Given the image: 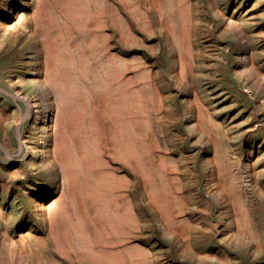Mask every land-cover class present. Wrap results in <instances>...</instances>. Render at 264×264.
<instances>
[{
  "label": "rangeland",
  "instance_id": "obj_1",
  "mask_svg": "<svg viewBox=\"0 0 264 264\" xmlns=\"http://www.w3.org/2000/svg\"><path fill=\"white\" fill-rule=\"evenodd\" d=\"M44 36L56 43L55 55L47 51ZM263 51L264 0H0V264H73L75 255L67 256V235L61 229L68 227L72 185L63 174L59 143L64 138L73 152L75 139L87 144L94 132L108 142L109 164L120 167L107 194L119 195L115 211L123 232L112 236L126 264H264ZM40 56L47 62L57 57L63 97L55 93L53 71L43 66L38 74L29 73ZM49 94L58 99L50 127L43 111ZM119 134L147 139L149 150L158 142L168 168L164 166L162 177L178 172L174 216L167 206L171 184L163 183L155 192L129 187L131 165L116 147ZM94 150L89 149L88 160L98 157ZM150 159L149 168L159 175L154 156ZM103 161L94 168L102 169ZM80 188L86 219L99 227L103 238L109 236L93 204L99 194L93 199L85 184ZM156 194L163 197L162 214L147 199ZM86 252L83 257L91 260Z\"/></svg>",
  "mask_w": 264,
  "mask_h": 264
},
{
  "label": "bare ground",
  "instance_id": "obj_2",
  "mask_svg": "<svg viewBox=\"0 0 264 264\" xmlns=\"http://www.w3.org/2000/svg\"><path fill=\"white\" fill-rule=\"evenodd\" d=\"M108 1V0H107ZM139 1V0H138ZM111 2V1H110ZM119 2V1H118ZM22 3V2H21ZM30 3V2H29ZM28 3V4H29ZM114 3H115V1H114ZM125 4V3H124ZM30 5V4H29ZM118 5V4H117ZM112 6H113V4H112ZM126 6V5H125ZM157 6V5H156ZM134 7V6H133ZM141 7L143 8V6L141 5ZM114 8V7H113ZM126 8H129L128 6L126 7ZM140 8V7H139ZM141 9V8H140ZM144 9V8H143ZM68 10V9H67ZM113 10V9H112ZM150 10V9H149ZM125 11V10H124ZM139 11V10H138ZM157 11H159V10H157ZM90 12V11H89ZM89 12L87 13L88 15H89ZM113 12V11H112ZM134 12V11H133ZM145 12V11H144ZM234 12V11H233ZM232 12V13H233ZM30 13V12H29ZM91 13V12H90ZM114 13V12H113ZM129 13V12H128ZM235 13V12H234ZM32 14V13H31ZM131 14V13H130ZM79 15H82L81 13L79 14ZM91 15H93V14H91ZM91 15H89V17H90V19H93V18H91ZM102 15V14H101ZM115 15V14H114ZM119 15V14H118ZM140 15V14H139ZM33 16V15H32ZM41 16V15H40ZM55 16V15H54ZM97 16H98V14H97ZM104 16H107V15H104ZM103 16V17H104ZM129 16V15H128ZM148 16V15H147ZM153 16V15H152ZM197 16V15H196ZM38 17V16H37ZM75 17H77V15L75 16ZM143 17V16H142ZM202 17V16H201ZM107 18V17H106ZM116 19H117V17H115ZM114 18V19H115ZM151 18V17H150ZM194 18H196V17H194ZM109 19V18H108ZM123 19V18H122ZM154 19V18H153ZM62 20V19H61ZM60 20V21H61ZM69 20V19H68ZM73 20V19H72ZM82 20V19H81ZM87 20V19H86ZM89 20V19H88ZM87 20V21H88ZM106 20V19H105ZM105 20H103V22L105 21ZM110 20V19H109ZM252 20V19H251ZM254 20H255V18H254ZM123 21V20H122ZM134 21V20H133ZM140 21L142 22V19H140ZM247 21V20H246ZM64 22V21H63ZM71 22V21H70ZM77 22V21H76ZM84 22V21H83ZM89 22V21H88ZM109 22V21H108ZM114 22V21H113ZM117 22V21H116ZM135 22H138V21H135ZM145 22V21H144ZM87 23V22H86ZM100 23V22H99ZM118 23V22H117ZM150 23V22H149ZM188 23V22H187ZM240 23V22H239ZM64 24V23H63ZM66 24V23H65ZM73 24H74V22H73ZM84 24V23H83ZM82 24V25H83ZM106 24V23H105ZM112 24V23H111ZM115 24V23H114ZM132 24V23H131ZM142 24V23H141ZM146 24H147V21H146ZM192 24V23H191ZM241 24V23H240ZM86 25V24H85ZM119 25V24H118ZM122 25H123V23H122ZM133 25V24H132ZM148 25V24H147ZM80 27H81V25H79ZM107 26V25H106ZM109 26V25H108ZM120 26V25H119ZM127 26H129V24L127 23ZM135 26V25H134ZM149 26H151V24L149 25ZM192 26V25H191ZM235 26H237V25H234V27ZM240 26H242V25H240ZM240 26H238V28L240 27ZM140 27V26H139ZM248 27V26H247ZM21 28V27H20ZM35 28V27H34ZM71 29H72V27H70ZM85 28V27H84ZM117 28V27H116ZM126 28V27H125ZM135 28V27H134ZM144 28V27H143ZM153 28V27H152ZM192 28V27H191ZM241 28V27H240ZM32 29V28H31ZM69 29V28H68ZM87 29H89V28H87ZM102 29H104V28H102ZM111 29V28H110ZM112 29H114V28H112ZM141 29V28H140ZM139 29V30H140ZM204 29V28H203ZM235 29V28H234ZM17 30V29H16ZM33 30V29H32ZM59 30V29H58ZM105 30V29H104ZM132 30V29H131ZM130 30V31H131ZM136 30V29H135ZM149 30H151V29H149ZM149 30H147V31H149ZM205 30V29H204ZM204 30H203V32H204ZM242 30V29H241ZM18 31V30H17ZM91 31H93V30H91ZM133 31V30H132ZM138 31V30H137ZM141 31V30H140ZM191 31H192V29H191ZM199 31V30H198ZM245 31V30H244ZM11 32V31H10ZM13 32H14V30H13ZM98 32V31H97ZM102 32V31H101ZM104 32V31H103ZM112 32V31H111ZM117 32V31H116ZM136 32V31H135ZM239 32V31H238ZM253 32V31H252ZM90 33V32H89ZM119 33V32H118ZM123 33V32H122ZM128 33V32H127ZM251 33V32H250ZM10 34H12V33H10ZM22 34V33H21ZM31 34H33V33H31ZM78 34V33H77ZM99 34V33H98ZM104 34V33H103ZM105 34H106V32H105ZM104 34V35H105ZM109 34V33H108ZM129 34V33H128ZM131 34V33H130ZM204 35H205V33H203ZM239 34H240V32H239ZM253 34V33H252ZM13 36H15V34H12ZM73 35V34H72ZM71 35V36H72ZM132 35H134V34H132ZM241 35V34H240ZM239 35V36H240ZM25 36V35H24ZM27 36H29V35H27ZM35 36V35H34ZM33 36V37H34ZM114 36H116V35H114ZM189 36H191L190 34H189ZM253 36V35H252ZM12 37V36H11ZM49 37V36H48ZM73 37V36H72ZM80 37H81V35H80ZM95 37V36H94ZM106 37H107V35H106ZM118 37V36H117ZM124 37V36H123ZM123 37H121V38H123ZM168 37V36H167ZM170 37V36H169ZM15 38V37H14ZM17 38V37H16ZM44 43L46 44V47H47V51L48 52H50L51 53V55L53 56V55H55L57 52H56V50H58L57 49V46L54 44L53 45V43L52 42H50L49 41V39L47 38V37H45L44 36ZM121 38H120V40H121ZM19 39V38H18ZM24 39H25V37H24ZM34 39V38H33ZM37 39V38H36ZM109 39H110V37H109ZM165 39V38H164ZM191 39V38H190ZM246 39H247V37H246ZM17 40V39H16ZM23 40V39H22ZM128 40V39H127ZM166 40V39H165ZM171 40V39H170ZM192 40V39H191ZM196 40V39H195ZM241 40V39H240ZM110 41V40H109ZM114 41V40H113ZM124 41V40H123ZM129 41V40H128ZM167 41V40H166ZM250 41H251V38H250ZM20 42H22V41H20ZM140 42V41H139ZM193 42V41H192ZM254 42V41H253ZM18 43V42H17ZM106 43V42H105ZM113 43V42H112ZM117 43V42H116ZM116 43H114V44H116ZM119 43V42H118ZM129 43V42H128ZM165 43V42H164ZM170 43V42H169ZM194 43V42H193ZM250 43V42H249ZM19 44V43H18ZM38 44V43H37ZM137 44V43H136ZM240 44V43H239ZM251 44H253V43H251ZM165 45V44H164ZM192 45V44H191ZM250 45V44H249ZM14 46V45H13ZM33 46H34V44H33ZM32 46V47H33ZM36 46V45H35ZM40 46V45H39ZM77 46V45H76ZM100 46V45H99ZM108 46H109V44H108ZM119 46H120V43H119ZM144 46V45H143ZM146 46V45H145ZM244 46H246V44L244 45ZM31 47V48H32ZM96 47H98V46H96ZM110 47V46H109ZM117 47V46H116ZM139 47V46H138ZM234 47V46H233ZM248 47V46H247ZM251 47V46H250ZM7 48V47H6ZM16 48V47H15ZM36 48V47H35ZM41 48V47H40ZM39 48V49H40ZM120 48V47H119ZM165 48V47H164ZM175 48V47H174ZM237 48V47H236ZM17 49V48H16ZM68 49V48H67ZM110 49V48H109ZM124 49V48H123ZM171 49L173 50V48L171 47ZM195 49V48H194ZM250 49V48H249ZM9 50V49H8ZM20 50H22V49H20ZM19 50V51H20ZM111 50V49H110ZM128 50V49H127ZM162 50H164L163 48H162ZM165 50H166V48H165ZM196 50V49H195ZM15 51V50H14ZM60 51V50H59ZM58 51V52H59ZM66 51H68V50H66ZM107 51H109V50H107ZM117 51V50H116ZM129 51V50H128ZM149 51V50H148ZM152 51H154V50H152ZM206 51V50H205ZM204 51V52H205ZM254 51V50H253ZM256 51V50H255ZM12 52V51H11ZM22 52V51H21ZM29 52V51H28ZM31 52V51H30ZM38 52V51H37ZM40 52V51H39ZM56 52V53H55ZM82 52H84V51H82ZM99 52V51H98ZM124 52H125V50H124ZM130 52V51H129ZM132 52V51H131ZM175 52H177L176 50H175ZM180 52V51H179ZM183 52V51H182ZM259 52V51H258ZM264 52V51H263ZM15 53V52H14ZM17 53H18V51H17ZM16 53V54H17ZM74 53V52H73ZM81 53V52H80ZM107 53V52H106ZM158 53V52H157ZM163 53H165V52H163ZM256 53H257V51H256ZM20 54V53H19ZM34 54V53H33ZM36 54H38V53H36ZM35 54V55H36ZM77 54V53H76ZM95 54V53H94ZM139 54V53H138ZM167 54H169V53H167ZM193 54H194V52H193ZM192 54V55H193ZM38 55H41V54H38ZM68 55V54H67ZM70 55V54H69ZM75 55V54H74ZM250 55V54H249ZM84 56V55H83ZM172 56V55H171ZM177 56V55H176ZM181 56H182V54H181ZM184 56V55H183ZM195 56V55H194ZM203 56V55H202ZM256 56V55H255ZM258 56V55H257ZM127 57V56H126ZM134 57V56H133ZM264 57V56H263ZM57 57H53V58H51V60L49 61V62H47L46 60H44V59H42L41 58V56H40V58L38 59V60H36L35 62H34V64H36L37 66L36 67H34V68H31V70L29 71V73L30 74H32V75H35V74H38L40 71V68H42L43 66H45L46 67V69L48 70H50V71H53L55 74H56V79H55V84H56V87H57V89H55V90H57V91H55V93H57V95H59V96H61V97H63V95H65L64 93V91H66V89H64V88H61V81H60V78H59V76H58V67H57V65H56V61H55V59H56ZM89 58V57H88ZM171 58V57H170ZM175 59L177 58V57H174ZM182 58V57H181ZM202 58V57H201ZM252 58V57H251ZM77 60H78V58H76ZM178 59V58H177ZM183 59V58H182ZM249 59H250V57H249ZM65 60V59H64ZM99 60V59H98ZM102 60V59H101ZM194 60V59H193ZM206 60V59H205ZM66 61V60H65ZM122 61V60H121ZM137 61H139V60H137ZM197 61V60H196ZM203 61V60H202ZM216 61H218V60H216ZM251 61V60H250ZM253 61H254V59H253ZM252 61V62H253ZM262 61V60H261ZM58 62V61H57ZM134 62V61H133ZM195 62V61H194ZM206 62V61H205ZM80 63V62H79ZM82 63V62H81ZM80 63V64H81ZM90 63H91V61H90ZM122 63V62H121ZM136 63V62H135ZM140 63V62H139ZM173 63V62H172ZM179 63V62H178ZM188 63V62H187ZM197 64H198V62H196ZM211 63H213V62H211ZM216 63V62H215ZM251 63V62H250ZM254 63V62H253ZM61 64V66H62V64L63 63H59V65ZM65 64V63H64ZM110 64V63H109ZM129 64V63H128ZM150 64H152V63H150ZM201 64V63H200ZM206 64H207V62H206ZM217 64H219V63H217ZM89 65V64H88ZM172 65V64H171ZM221 65V64H220ZM252 65H254V64H252ZM262 65V64H261ZM129 66H130V64H129ZM146 66H147V64H146ZM149 67H150V65H148ZM147 66V67H148ZM152 66V65H151ZM174 66H176V65H174ZM181 66V65H180ZM179 66V67H180ZM210 66V65H209ZM251 66V65H250ZM264 66V65H263ZM171 67V66H170ZM173 67V66H172ZM187 67V66H186ZM194 67V66H193ZM247 67V66H246ZM253 67V66H252ZM258 67V66H257ZM256 67V68H257ZM44 68V67H43ZM42 68V69H43ZM135 68V67H134ZM139 68H142V65H141V67H139ZM138 68V69H139ZM158 68V67H157ZM192 68V67H191ZM211 68V67H210ZM110 69V68H109ZM131 69V68H130ZM137 69V70H138ZM150 69V68H149ZM171 69V68H170ZM188 69V68H187ZM218 69H221V68H218ZM247 69H249V68H247ZM129 70V69H128ZM152 70V69H151ZM162 70V69H161ZM164 70V69H163ZM178 70V69H177ZM185 70V69H184ZM86 71V70H85ZM169 71V70H168ZM192 71V70H191ZM220 71V70H219ZM218 71V72H219ZM83 72V71H82ZM87 72V71H86ZM127 72V71H126ZM136 72V71H135ZM141 72V71H140ZM154 72V71H153ZM153 72H151V73H153ZM164 72V71H163ZM170 73H171V71H169ZM178 72V71H177ZM211 72V71H210ZM250 72V71H249ZM248 72V73H249ZM84 73V72H83ZM112 73H114V72H112ZM125 73V72H124ZM134 73V72H133ZM137 73V72H136ZM142 73H143V71H142ZM160 73V72H159ZM179 73V72H178ZM192 73V72H191ZM247 73V72H246ZM95 74V73H94ZM101 74V73H100ZM146 74H147V72H146ZM154 74H156V73H154ZM169 74V73H168ZM172 75H173V71H172V73H171ZM255 74V73H254ZM41 75H42V73H41ZM126 75V74H125ZM149 75V74H148ZM162 75V74H161ZM163 75H164V73H163ZM171 75V76H172ZM178 75V74H177ZM187 75V74H186ZM192 75H194V73L192 74ZM196 75V74H195ZM201 75V74H200ZM220 75V74H219ZM248 75H250V74H248ZM256 75V74H255ZM147 76V75H146ZM152 76V75H151ZM181 76H182V74H181ZM209 76V75H208ZM207 76V77H208ZM175 77H176V75H175ZM202 77V76H201ZM221 77H222V75H221ZM259 77V76H258ZM66 78V77H65ZM100 78V77H99ZM153 78V77H152ZM165 78V77H164ZM195 78V77H194ZM197 78H198V76H197ZM249 78H251V77H249ZM122 79H124V78H122ZM129 79V78H128ZM169 79V78H168ZM172 79H173V77H172ZM200 79V78H199ZM218 79V78H217ZM248 79V78H247ZM41 80V79H40ZM49 80V79H48ZM68 80V79H67ZM66 80V82L68 83V81ZM130 80V79H129ZM146 80V79H145ZM148 80V79H147ZM176 80V79H175ZM185 80V79H184ZM187 80V79H186ZM197 80V79H196ZM249 80V79H248ZM257 80H258V78H257ZM263 80V79H262ZM119 81H121V79L119 80ZM149 81V80H148ZM164 82H165V80H163ZM168 81V80H167ZM180 81V80H179ZM200 81V80H199ZM202 81V80H201ZM219 81V80H218ZM250 81V80H249ZM43 82V81H42ZM70 82V81H69ZM142 82H144V81H142ZM174 82V81H173ZM177 82V81H176ZM193 82H195V81H193ZM213 82V81H212ZM49 83H51V81L50 82H47V84H49ZM63 83H65V82H63ZM175 83V82H174ZM198 83V82H197ZM261 83V82H260ZM89 84V81H87L86 82V84H85V87L87 86ZM145 84V83H144ZM153 84V83H152ZM179 84V83H178ZM178 84H176L177 85V89H178ZM216 84H217V82H216ZM258 84V83H257ZM44 85V84H43ZM135 85V84H134ZM137 85V84H136ZM135 85V86H136ZM150 85V84H149ZM157 85V84H156ZM181 85V84H180ZM198 85V84H197ZM255 85V84H254ZM64 86V85H63ZM134 86V87H135ZM166 86H167V84H166ZM175 86V85H174ZM132 87V86H131ZM142 87V86H141ZM147 87V86H146ZM180 87V86H179ZM195 87V86H194ZM255 87V86H254ZM91 88V87H90ZM100 88V87H99ZM149 87H147V89H148ZM171 88V87H170ZM196 88V87H195ZM95 89V88H94ZM97 89V88H96ZM108 89V88H107ZM157 89V88H156ZM180 89V88H179ZM189 89V88H188ZM187 89V90H188ZM200 89V88H199ZM207 89V88H206ZM257 89V88H256ZM259 89V88H258ZM45 90V89H44ZM154 90V89H153ZM183 90V89H182ZM186 90V91H187ZM204 90V89H203ZM211 90V89H210ZM104 91V90H103ZM170 91V90H169ZM185 91V90H184ZM200 91V90H199ZM199 91H197V92H199ZM206 91V90H205ZM213 91H214V88H213ZM258 91V90H257ZM46 92V91H45ZM105 92V91H104ZM260 92V91H259ZM42 93H44V92H42ZM49 93H50V91H49ZM70 93V92H69ZM79 93V92H78ZM163 93V92H162ZM173 93V92H172ZM216 93V92H215ZM153 94H154V92H153ZM194 94V93H193ZM199 94V93H198ZM208 94V93H207ZM50 95V94H49ZM200 95V94H199ZM70 96V95H69ZM219 96V95H218ZM255 96V95H254ZM48 98L46 99V101L48 102V105H46L45 104V106H44V109H43V111L45 112V118H46V124H47V126L48 127H50L53 123H50V120H49V117H50V115L53 113L52 111L54 110V107H53V105L56 103V101L58 100H56L55 101V97L53 98V97H51V95H50V97L49 96H47ZM164 97V96H163ZM168 97H170V96H168ZM187 97V96H186ZM195 97V96H194ZM200 97V96H199ZM41 98V97H40ZM45 98V97H44ZM66 98H67V96H66ZM173 98V97H172ZM189 98H191L190 96H189ZM155 99H157V101L160 99V95L159 94H156L155 95ZM225 99V98H224ZM68 100V99H67ZM154 100V99H153ZM165 100V99H164ZM175 100V99H174ZM189 100V99H188ZM222 100V99H221ZM264 100V99H263ZM45 101V102H46ZM89 101V100H88ZM186 101V100H185ZM191 101V100H190ZM189 102V101H188ZM193 102V101H192ZM191 102V103H192ZM219 102V101H218ZM70 103V102H69ZM108 103V102H107ZM133 103H134V101H133ZM60 104V103H59ZM65 104V103H64ZM66 104H68V102H66ZM110 104V103H109ZM166 104V103H165ZM175 104V103H174ZM190 104V103H189ZM200 104H202V103H200ZM204 104H205V102H204ZM70 105V104H69ZM89 105V104H88ZM156 105H157V103H156ZM178 105V104H177ZM191 105V104H190ZM203 105V104H202ZM40 106V105H39ZM63 106V105H62ZM68 106V105H67ZM112 106V105H111ZM168 106V105H167ZM174 106V105H173ZM194 106V105H193ZM205 106V105H204ZM256 106V105H255ZM169 107V106H168ZM175 107V106H174ZM203 107V106H202ZM63 108V107H62ZM119 108V107H118ZM151 108V107H150ZM164 108H165V106H164ZM176 108V107H175ZM187 108H189V107H187ZM195 108V107H194ZM74 109V108H73ZM126 109V108H125ZM208 109V108H207ZM97 110V109H96ZM121 110H124V109H121ZM127 110V109H126ZM130 110V109H129ZM129 110H128V112H129ZM188 110H190V109H188ZM200 110V109H199ZM58 111H60V110H58ZM117 111V110H116ZM125 111V110H124ZM150 111V110H149ZM160 111V110H159ZM190 111H192V110H190ZM196 111V110H195ZM201 111H203V110H201ZM43 112V113H44ZM84 112V111H83ZM118 112H119V110H118ZM131 112H132V110H131ZM167 112V111H166ZM170 112H171V110H170ZM188 112V111H187ZM209 112V111H208ZM73 113V112H72ZM84 113H86V112H84ZM121 113V112H120ZM125 113V112H124ZM130 113V112H129ZM140 113V112H139ZM144 113V112H143ZM161 113V112H160ZM169 113V112H168ZM174 113V112H173ZM79 114V113H78ZM80 114H81V112H80ZM118 113H116L115 115H117ZM159 114V113H158ZM190 114H192L191 112H190ZM202 114H205L204 113V111L202 112ZM208 114V113H207ZM97 115H99V114H97ZM110 115H111V113H110ZM120 115V114H119ZM132 115V114H131ZM137 115H138V112H137ZM161 115H163V114H161ZM160 115V116H161ZM165 115H167V114H165ZM171 115H172V112H171ZM176 115H177V113H176ZM195 115H196V113H195ZM125 117H126V114L124 115ZM130 116V115H129ZM140 116V115H139ZM168 117H169V115H167ZM178 116H179V113H178ZM209 116V115H208ZM55 117V116H54ZM89 117V116H88ZM113 117V116H112ZM118 117V116H117ZM128 117V116H127ZM132 117V116H131ZM141 117L142 118H145V117H143L142 115H141ZM140 117V118H141ZM159 117V116H158ZM163 117V116H162ZM191 117V116H190ZM203 117V116H202ZM51 118V117H50ZM76 118V117H75ZM79 118H82V116H80ZM91 118V117H90ZM110 118V117H109ZM120 118V117H119ZM118 118V119H119ZM141 118V119H142ZM175 118V117H174ZM197 118V117H196ZM204 118H206V117H204ZM84 119V118H83ZM112 119V118H111ZM122 119H123V117H122ZM138 119V118H137ZM158 119V118H157ZM156 119V120H157ZM173 119V118H172ZM177 119V118H176ZM195 119V118H194ZM89 120V119H88ZM93 120H94V118H93ZM126 120V119H125ZM128 120V119H127ZM126 120V121H127ZM162 120V119H161ZM205 120V119H204ZM81 121V120H80ZM99 121V120H98ZM103 121V120H102ZM120 121H121V119H120ZM123 121H124V119H123ZM129 121V120H128ZM150 121V120H149ZM157 121H159V120H157ZM194 121V120H193ZM94 122H97L96 120L94 121ZM93 122V123H94ZM104 122V121H103ZM103 122H101V123H103ZM122 122V121H121ZM160 122V121H159ZM170 122V121H169ZM248 122H250V121H248ZM85 123V122H84ZM86 123H87V121H86ZM128 123V122H127ZM145 122H143V124H144ZM194 123V122H193ZM199 123H201V122H199ZM75 124V123H74ZM79 124V123H78ZM96 124V123H95ZM98 124V123H97ZM157 124V123H156ZM190 124V123H189ZM213 124H215V123H213ZM212 124V125H213ZM151 125V124H150ZM199 125V124H198ZM203 125V124H202ZM241 125H242V123H241ZM85 126V125H84ZM94 125H91V127H93ZM128 126H129V124H127V128H128ZM152 126V125H151ZM192 126V125H191ZM214 126V125H213ZM238 126H240V125H238ZM47 127V128H48ZM91 127L89 128V131H90V129H91ZM96 127H97V125H96ZM202 127L203 126H201V129H202ZM98 128V127H97ZM107 128V127H106ZM126 128V127H125ZM191 128V127H190ZM217 128V127H216ZM78 129V128H77ZM88 129V128H87ZM130 129H131V127H130ZM193 129V128H192ZM197 129V128H196ZM219 129H220V127H219ZM91 130H93V129H91ZM98 130V129H97ZM105 130V129H104ZM194 130V129H193ZM200 130V129H199ZM213 131H215L214 129H212ZM88 131V130H87ZM95 131V130H94ZM128 131H130V130H128ZM127 131V132H128ZM132 132H133V130H131ZM196 131V130H195ZM202 131H203V129H202ZM99 132H100V130H99ZM98 131H97V133H99ZM132 132L130 133V135H134V134H132ZM147 132V131H146ZM153 132V131H152ZM256 132V131H255ZM85 133V132H84ZM90 133H91V131H90ZM125 133V132H124ZM151 133V132H150ZM155 133V132H154ZM196 133V132H195ZM199 133H201V132H199ZM198 133V134H199ZM216 133V132H215ZM96 133L94 132V137H93V139L92 138H90L89 139V141L88 142H86L87 144H82L81 142H80V140H78V139H75L74 141H75V145H74V149H73V152H71V149L68 147V145L65 143L66 142V140L64 139V138H61V142L59 143V147L61 148V149H63V151H61L60 153H59V158H60V160H61V162L63 163V174L66 176V177H68V179L70 180V182H71V185H72V191H71V193H72V197L68 200V204L70 205V210H71V213L69 214V218H68V216H64V217H66V218H68V227L66 228L65 226H63L61 229H62V231H64L65 233H66V235H67V243H68V249H67V256L69 257V258H71V255L72 254H74L75 255V258H71L72 259V263L73 264H126L127 262H128V260L126 259V256L121 252V250H116L115 249V245H114V243H115V240H114V238H113V234H116L117 233V236L119 237V235L118 234H120V233H122L123 232V228L121 227L122 226V224H121V226L119 225V223H118V219L117 218H119V217H117V212L115 211V209L117 208V203L120 201V199H119V195H114V196H112V197H109V193H108V191H110L109 190V185L112 183V182H114V180H115V176L118 174V172L120 171V167L119 166H115V165H110L109 164V159H108V157H107V154H108V148H109V145H108V142H105L104 140H103V138H101V137H99L98 136V134H97V136L95 135ZM100 134V133H99ZM156 134V133H155ZM155 134H153V136L155 135ZM112 135V134H111ZM128 135V134H127ZM125 136L124 134H119V137H118V141H117V145H116V147L119 149V151H120V153L122 154V156H124V158L129 162V164L131 165V174H132V177H129L128 179H129V187H130V185L131 186H133V188H134V186L135 185H141L145 190H147L148 189V187H150V188H152L153 190L154 189H159V187L161 186V184H163V183H167V184H171V187L170 188H168L167 189V192L166 193H168V201H169V205H167V206H169V208L168 209H172V211H173V209H174V206L175 205H177L176 204V202H177V200H178V195H177V193H179V191L176 189L177 188V186H176V181H177V176L176 175H174L175 173H176V171H175V173H174V171H170V170H168V171H170V172H167V174H168V176L169 177H167L168 179H164V177H162V170L164 171L165 170V168H164V166H165V156L161 153V151H160V147H159V145H158V142H156L154 145H152V149H148L147 148V146L148 145H145V141L144 140H146L147 141V144H149L148 143V140L147 139H144V138H138V137H133V136ZM140 135V134H139ZM148 135V134H147ZM146 134L144 135V136H146V138L148 137ZM220 135V134H219ZM52 136V135H51ZM142 136V135H141ZM157 136H159V134L157 135ZM204 136H207L206 134L204 135ZM204 136H203V138H204ZM217 137V136H216ZM221 137V136H220ZM87 138V137H86ZM150 138V137H149ZM207 138H209V137H207ZM206 138V140H208ZM158 139V138H157ZM156 139V140H157ZM155 140V141H156ZM200 140V139H199ZM204 140V139H203ZM202 139L200 140V141H203ZM107 141V140H106ZM154 141V142H155ZM211 141V140H210ZM160 142V141H159ZM205 142V141H204ZM204 142H202V143H204ZM216 142H217V145H218V141L216 140ZM153 143V142H152ZM49 144H50V142H49ZM151 144V143H150ZM207 144V143H206ZM162 145V144H161ZM151 147V146H150ZM211 147V146H210ZM49 149V148H48ZM89 149H96L97 151H98V157H96V156H94L95 155V153H94V158L92 159V160H88V156H89ZM207 149V148H206ZM113 150V149H112ZM162 150V149H161ZM95 151V150H94ZM97 151H95V152H97ZM48 152V151H47ZM50 152V151H49ZM118 152V151H117ZM213 152V151H212ZM47 155V154H46ZM212 155V154H211ZM49 156V155H48ZM112 156V155H111ZM114 156V155H113ZM120 156V155H119ZM150 156H154V158H155V161H153L154 162V165L153 164H150L151 166L153 165V169H156L157 170V172H158V174L159 175H157V174H155V172L151 169V168H149V166H148V162H150L151 161V159H150ZM47 157V156H46ZM110 158V157H109ZM112 158V157H111ZM117 158V157H116ZM50 159H51V157H50ZM175 159V158H174ZM208 159V158H207ZM99 160H104L103 162L105 163V165H104V167L102 168V169H96V168H94V166H95V163H96V161H99ZM213 160V159H212ZM212 160H210V161H212ZM115 161H117V160H115ZM176 161V160H175ZM208 161V160H207ZM209 161V162H210ZM168 162V161H167ZM123 163H125V162H123ZM151 163H152V161H151ZM60 164V163H59ZM210 164V163H209ZM123 165V164H122ZM211 165V164H210ZM126 166H127V164H126ZM168 166V165H167ZM169 166H170V164H169ZM173 166V165H172ZM171 166V167H172ZM212 166V165H211ZM166 167V166H165ZM213 167H215V166H213ZM122 168V167H121ZM167 168V167H166ZM168 169V168H167ZM173 169V168H172ZM125 170V169H124ZM130 170V169H129ZM129 173V172H128ZM178 173V172H177ZM176 173V174H177ZM55 174V173H54ZM129 175V174H128ZM55 177V176H54ZM117 178V177H116ZM118 178H120V177H118ZM55 179H57V178H55ZM65 179H67V178H65ZM117 180V179H116ZM115 180V181H116ZM119 180V179H118ZM121 181H122V179H121ZM51 182H53V181H51ZM123 182V181H122ZM128 182V181H127ZM126 182V183H127ZM85 184L86 185V192L88 193L87 195H90V196H92V198L94 199L96 196H94V194H95V192H97L99 195L95 198V203L93 202V204L94 205H97V209H99V211L101 212V216L99 217L100 218V223H99V225H100V227L102 226L103 228H102V230L103 231H105V232H107V234L109 235V236H106V237H102V235H101V233H100V230H99V227L97 226V225H95V224H93L90 220H87L86 218L88 217V215H87V210L85 209V205H84V198H83V196H84V193H83V191L81 190V188H80V184ZM121 183V182H120ZM117 185H118V183H117ZM113 186V185H112ZM120 186L122 187L123 186V184L121 185L120 184ZM128 187V188H129ZM126 190L125 191H127V188H125ZM121 190H122V188H121ZM130 190V189H129ZM156 190V191H157ZM128 192V191H127ZM132 192V191H131ZM154 192H155V190H154ZM160 192V191H159ZM108 193V194H107ZM113 194L115 193V192H112ZM122 193V192H121ZM61 194V193H60ZM126 194V193H125ZM96 195V194H95ZM144 195V194H143ZM51 196V195H50ZM68 196V195H67ZM137 196H138V194H137ZM142 196V195H141ZM145 196V195H144ZM120 197H124L123 195H121ZM91 198V197H90ZM130 198H131V195H130ZM133 198V197H132ZM141 198H143V197H141ZM50 199V198H49ZM53 199V198H52ZM148 199V202L149 203H151V205H153V207L155 208V210H157L158 211V214L159 213H161L162 214V201H163V197L161 196V194H156V196L155 197H149V198H147ZM99 200V201H98ZM118 200V201H117ZM123 200V199H122ZM143 200V199H142ZM94 201V200H93ZM144 201V200H143ZM143 201H142V203H143ZM48 202H51V201H48ZM123 202V201H122ZM128 202V201H127ZM137 202V201H136ZM145 202V201H144ZM148 202H147V204H148ZM61 203V202H60ZM97 203V204H96ZM124 203V202H123ZM132 203H135V202H132ZM121 205H124V204H122L121 203ZM130 206H131V204H129ZM133 205V204H132ZM115 206H116V208H115ZM165 206V205H164ZM163 206V207H164ZM124 207H126V206H124ZM147 208V207H146ZM165 208V207H164ZM182 209H184V208H182ZM61 210H62V208H61ZM60 210V211H61ZM64 210V209H63ZM129 210H130V208H129ZM176 211V210H175ZM123 212H124V210H123ZM138 212V211H137ZM186 212V211H185ZM133 213L135 214V211H133ZM170 213V212H169ZM176 213V212H175ZM174 211L171 213V215L172 216H174ZM180 213V212H179ZM182 213H184V212H182ZM40 215V214H39ZM48 215V214H47ZM118 215H120V214H118ZM136 215H138V214H136ZM168 215V214H167ZM62 216V215H61ZM94 216V215H93ZM121 216V215H120ZM123 216V215H122ZM129 216V215H128ZM182 216V215H181ZM185 216V215H184ZM50 217V216H49ZM59 217V216H58ZM127 217V216H126ZM136 217V216H135ZM159 217V216H158ZM66 218H64V219H66ZM127 218H129V217H127ZM127 218H126V221H127ZM86 219V220H85ZM89 219V218H88ZM122 218H120L119 220H121ZM139 219V218H138ZM137 219V220H138ZM157 219V218H156ZM174 219V218H173ZM49 220V219H48ZM53 217L51 216L50 217V222H51V225H52V222H53ZM130 220V219H129ZM141 220V219H140ZM159 220V219H158ZM39 221V220H38ZM126 221H123V222H125V224L123 223V226L124 225H127L126 224ZM134 221V220H133ZM139 221V220H138ZM121 222V221H120ZM159 222V221H158ZM134 223V222H133ZM162 223H163V221H162ZM130 224V223H129ZM128 224V225H129ZM132 224V223H131ZM130 224V225H131ZM165 224V223H164ZM133 225V224H132ZM137 226V225H136ZM140 227V226H139ZM29 228V227H28ZM130 228V227H129ZM132 228V227H131ZM166 228V227H165ZM169 230V229H168ZM170 231V230H169ZM133 232H134V230H133ZM19 235V234H18ZM116 236V235H115ZM133 236H134V233H133ZM122 237V236H121ZM127 237V236H126ZM129 237V236H128ZM236 238V237H235ZM240 238V237H239ZM125 239V238H124ZM14 240V239H13ZM134 240V239H133ZM128 241H130V240H128ZM12 242V241H11ZM14 242H16V241H14ZM126 243V242H125ZM134 243V242H133ZM132 243V244H133ZM119 244V243H118ZM130 244V243H129ZM248 244H249V242H248ZM251 244V243H250ZM67 245V244H66ZM136 245V244H135ZM252 245V244H251ZM116 246H118V245H116ZM122 246V245H121ZM120 246V247H121ZM134 246V245H133ZM132 246V247H133ZM253 246V245H252ZM263 246V245H262ZM14 247V246H13ZM13 247H11V248H13ZM19 247V246H18ZM131 246L130 247H128V249L129 248H132ZM251 247V246H250ZM20 248H21V246H20ZM136 248V247H135ZM260 248V247H259ZM64 249H65V247H64ZM85 249H86V253H88L90 256H91V260H88V259H85L83 256L85 255ZM139 250V249H138ZM22 251V250H21ZM76 253H75V252ZM126 251H127V249H126ZM135 251V250H134ZM61 252V251H60ZM253 252V251H252ZM125 253V252H124ZM133 254V253H132ZM140 254V253H139ZM138 254V256H140ZM10 255H11V253H10ZM21 255V254H20ZM131 255V254H130ZM136 255H137V253H136ZM143 255L144 254H142V257H143ZM9 256V255H8ZM39 256V255H38ZM134 256V255H133ZM15 257V256H14ZM23 257V256H22ZM141 257V256H140ZM39 258V257H38ZM132 258H134V257H132ZM135 258H136V256H135ZM139 258V257H138ZM137 258V259H138ZM2 259V258H1ZM10 259V258H9ZM29 259V258H28ZM40 259V258H39ZM62 259V258H61ZM133 260H135V259H133ZM136 261V260H135ZM20 262V261H19ZM62 262V261H61ZM133 262V261H132ZM11 263V262H10ZM63 263V262H62ZM136 263V262H135ZM12 264V263H11ZM68 264V263H67ZM139 264V263H138Z\"/></svg>",
  "mask_w": 264,
  "mask_h": 264
}]
</instances>
